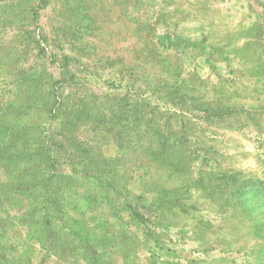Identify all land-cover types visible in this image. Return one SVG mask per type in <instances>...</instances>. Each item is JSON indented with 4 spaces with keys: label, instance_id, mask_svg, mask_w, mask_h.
<instances>
[{
    "label": "rangeland",
    "instance_id": "obj_1",
    "mask_svg": "<svg viewBox=\"0 0 264 264\" xmlns=\"http://www.w3.org/2000/svg\"><path fill=\"white\" fill-rule=\"evenodd\" d=\"M0 264H264V0H0Z\"/></svg>",
    "mask_w": 264,
    "mask_h": 264
}]
</instances>
